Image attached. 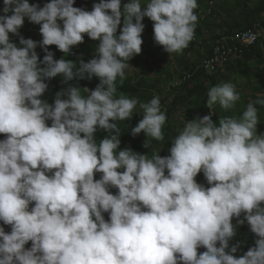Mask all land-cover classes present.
Segmentation results:
<instances>
[{
	"label": "clouds",
	"instance_id": "1",
	"mask_svg": "<svg viewBox=\"0 0 264 264\" xmlns=\"http://www.w3.org/2000/svg\"><path fill=\"white\" fill-rule=\"evenodd\" d=\"M197 7V0H99L86 10L74 0H50L42 7L4 0L0 264H264V134H257L254 107L264 106V98L249 103L239 118H222L219 126L211 114L186 121L166 156L120 149V129L112 122L130 119L137 105L133 97L116 96V80L126 78V62L141 52L144 17L154 22L157 44L189 59L190 41L195 47L201 42L194 36L196 22L204 20ZM25 18L40 25L41 41L11 40ZM218 30L224 37L225 29ZM85 34L99 40L97 55L78 66L54 59L48 50L55 45L69 54ZM38 44L46 53L42 60ZM180 73L192 76L190 69ZM58 75L65 84L93 76L99 81L93 90L83 88L87 95L68 84L50 104L42 99L45 80ZM207 96L210 108L219 103L229 109L240 99L227 82L210 87ZM140 108L142 119L131 134L143 131L162 140L167 117L160 98ZM97 127L115 135L97 143ZM200 172L210 186L197 182ZM245 221L257 238L237 257L236 228Z\"/></svg>",
	"mask_w": 264,
	"mask_h": 264
},
{
	"label": "trees",
	"instance_id": "2",
	"mask_svg": "<svg viewBox=\"0 0 264 264\" xmlns=\"http://www.w3.org/2000/svg\"><path fill=\"white\" fill-rule=\"evenodd\" d=\"M206 1V2H205ZM50 2V0H29L30 4H36L39 6H43L45 3ZM99 2V0H74V6L75 7H82L86 10H91L94 3ZM129 0H122V4L128 3ZM205 2V3H204ZM239 3H243V10L240 12V19L239 20H225L222 21L221 17H217L219 14L218 10V3L216 0H197L198 7L194 9L195 14L198 18H204L203 21L201 19L198 20L195 24V31L194 36H198L203 34V27L206 25L207 27H210L212 22L209 21L212 15H214L215 19L214 22L218 23L217 26L219 28L225 29L223 31V34L226 37L234 36L235 34L242 33L243 31L249 30V29H260L262 30V35L259 37V39L256 41L255 44L250 46H241L242 52H238L235 55H232L229 57V60L225 62L222 65L217 66L216 70L214 72H208L205 68L200 67L198 65V61L191 62L190 59H185L183 62V67L186 69H190V72L192 73V76L184 75L181 73L173 74L172 78L168 81L167 85L169 88L175 89H183L185 90V94L182 96L175 95L172 99L169 106L166 108L167 115L170 116L173 113V108L178 103H183L185 100L193 99L196 104L199 106V111L201 114H211L212 120L219 126L220 120L223 118V115L225 117H228L227 114H231L232 110L224 109L221 106L217 107V104H214L212 108H210L206 102L208 99L207 93L210 87L215 86L217 84H222L223 80L228 79V76H224L228 72L233 73H241L244 74L245 77L249 80H252V76L256 75L258 76L261 73V70H264V24L261 20V13L264 10V0L258 1L250 10L248 9L247 4L245 3V0H238ZM143 3V0H142ZM204 3V4H201ZM210 3V4H209ZM4 7V0H0V14L2 13V9ZM143 7V4L141 5V8ZM211 7V11L208 10V8ZM221 13V12H220ZM142 23L145 25L144 30L142 33H147L150 35L151 38L154 37V31H153V21H151L150 18L144 17ZM211 23V24H208ZM257 23H260L261 26H258ZM123 27V18L121 20V25L118 27V33L120 29ZM40 25L32 23L25 18L23 26L19 29V35H11V40L14 43L19 44L20 36H23L24 38H31L34 41H41L42 35L39 31ZM240 33V34H241ZM221 41V38L218 36L215 38L212 43L209 41L208 43H205L206 46L200 45V49L198 50V55H202L203 58L211 57L212 50L216 46V43H218V40ZM85 40H92L90 37L87 36V34L84 35L83 42H86ZM193 40V39H192ZM82 42V43H83ZM229 44L233 46L236 44L235 41L229 39ZM78 44L76 46H73L69 54H64L62 51H60L55 45L47 46L48 50L53 52L54 59H60L62 57L74 61V63L78 66L79 61L82 55V49L81 44ZM96 43H99L97 41ZM191 46L188 49V52L193 51L195 48V45L193 41H190ZM212 44L209 46V44ZM208 46V47H207ZM163 49V46H162ZM231 50V49H230ZM36 52L38 53L39 59L42 60L43 56L46 54L44 50L37 45ZM175 53V52H173ZM171 53V54H173ZM169 53L167 52V55ZM147 57V55H144V59ZM132 58V57H131ZM129 59L132 60V59ZM85 62L87 60L82 59ZM126 62L127 64L132 63ZM43 66V65H41ZM142 73L136 74V76H131L128 78H125L123 81L120 80L118 77L116 80V96L119 97L121 94L128 98H132L134 96L139 95L141 92H145V86L147 80V68H141ZM173 73V72H172ZM94 78L99 81V78L94 76ZM185 78V80H183ZM255 78V77H254ZM182 80L180 86L174 85L173 83L176 80ZM257 79V78H255ZM63 77L58 75L54 78H50L48 80H45V82L48 84V88L45 91V93L42 96V99H45L48 101V103H53L55 100V94L64 87H67L68 84L71 85H77L83 87V83L81 82V79L74 78L72 81L67 82V84L62 83ZM249 87H252L249 85ZM254 89V88H253ZM255 99L257 100L256 96L253 95ZM164 101L161 100L160 104L163 106ZM135 109V108H134ZM163 111V108H162ZM142 119V112H135L133 110V115L130 119H125L124 121H112L114 123H117L120 132V149H124L125 147L127 149H132L133 151L139 152L141 154H147L149 157H151V153L156 148H160L162 146H169L172 145V138L175 135L174 128L169 126V124H166L162 127L163 130V139L157 140L153 138L151 141L148 142V147H144V141L141 137L143 131H141L139 134L133 136L131 134V129L137 125L139 120ZM47 123L51 124V121H47ZM115 135L114 132H107L105 129L99 128L97 129V134L95 135V138L97 139V143H99V140L103 139L105 136H112ZM5 134L0 133V140L5 139ZM127 141H130L128 146H125V143ZM101 176V173H95L94 178L99 179ZM198 183L203 184L205 187H208L206 178L204 175L197 174L196 178ZM110 191L115 194L118 189L111 188ZM105 219L107 220L108 213H104ZM239 219H243V213L241 214V217ZM237 218L233 217V223L236 224ZM0 226H4L3 222L0 221ZM237 243H239V247L237 250V253L235 254L237 257L242 255L244 252L248 250L249 247L254 246V241L257 238L254 233L251 232L250 226L248 225L247 221H245L242 224H238L237 228ZM241 235V236H239ZM236 243V244H237Z\"/></svg>",
	"mask_w": 264,
	"mask_h": 264
},
{
	"label": "rangeland",
	"instance_id": "3",
	"mask_svg": "<svg viewBox=\"0 0 264 264\" xmlns=\"http://www.w3.org/2000/svg\"><path fill=\"white\" fill-rule=\"evenodd\" d=\"M218 3V10L220 15H217L218 19L221 17L222 21L225 20H239L240 19V12L243 10V3H239L238 0H216ZM260 0H245V3L248 6L247 10H250L256 3H258ZM143 2H146V0H143ZM206 2V1H205ZM204 2V3H205ZM201 3V4H204ZM146 7V4H143V8ZM261 20L264 24V10L261 13ZM215 16L212 15L209 21L212 22L208 23L211 24L210 27H207L206 25L203 27V34H201V42L200 44L193 49L191 52H187V56L191 60V62L200 61L203 56L198 55V49L202 46H206L205 43H208L209 41L212 43V41L218 37L219 33L221 32L218 30V23L214 22ZM222 29V28H219ZM86 42H83L81 44L82 49V55L81 58L85 60H90L94 57V55H97L95 52V49L97 48L99 43H96L99 40H85ZM209 44L211 46L212 44ZM208 47V46H207ZM144 55H147V57L144 59ZM130 60L132 63L127 64L128 66L125 68V76L126 78L131 76H136V74H141L142 70L141 68L146 67L147 68V82L145 92H141L139 95L134 96L132 99L137 100V105L135 107V112H142L143 110L140 108L141 103L149 102L154 96H158L160 98V101H164L163 108H167L169 104L171 103L172 99L175 95L182 96L185 94V90L183 87L181 89H175L169 88L167 83L172 78L173 74L180 73L183 69V62L185 60V57L183 54L179 53H173L168 54L167 51L162 49V46L157 44L154 41V37L151 38L149 34L142 33V45H141V52L139 54H135L132 56ZM129 61V62H130ZM173 72V73H172ZM224 76H228V79H224L223 83H232L235 85L236 91L240 93V99L234 104L233 107L230 109L232 110L231 114L226 115L233 118H239L242 116V113L244 110H246V107L249 103H253L256 101V98H264V70H261V73L256 76H252V80H249L245 77L244 74L241 73H233L228 72ZM257 79H255V78ZM132 78V77H131ZM137 79V76H136ZM48 80V79H47ZM81 82L83 83V87H81L80 92L81 95H87V93L84 91L83 88H88L89 90L95 89V87L98 85L97 80L94 78V76L91 79L84 78L81 79ZM97 82V84H96ZM252 86V87H249ZM254 88V89H253ZM218 108L220 105L219 103H216ZM254 107L257 108V115H258V123H257V134H264V106L260 104H255ZM162 110V106H161ZM166 114V121L163 126L166 124H169V126L174 128L175 135H178V133L184 128L185 122L188 120L193 119L196 116H204L209 115L208 113L201 114L199 111V106L194 102L193 99L185 100L183 103H178L177 107L175 106L173 108V113L168 116L167 112L163 110ZM223 115V118H225V115ZM162 126V127H163ZM99 129V127H97ZM97 131V130H96ZM163 134V130H162ZM142 139L147 144L148 141H151L153 138L150 136H146L145 133H142ZM130 141H127L125 144L129 143ZM170 147L169 146H162L158 150H154V152H159L158 154L160 156H166L169 155ZM203 172H200L201 174ZM9 228H11L10 225H5L4 229L6 232H9ZM26 248L31 247V241H29L26 245Z\"/></svg>",
	"mask_w": 264,
	"mask_h": 264
},
{
	"label": "built area",
	"instance_id": "4",
	"mask_svg": "<svg viewBox=\"0 0 264 264\" xmlns=\"http://www.w3.org/2000/svg\"><path fill=\"white\" fill-rule=\"evenodd\" d=\"M241 33V32H240ZM235 34L233 38H238L239 42H241V46H250L252 44H255L257 41V29H249L246 31H243L241 34ZM242 52L241 49H235L230 51H223L221 48H215L213 55L211 57L205 58L202 62L203 67L210 70H215V68L218 66L219 63H225V57L226 55H230L231 53H238ZM185 80V78H183ZM181 80H177L176 83H180Z\"/></svg>",
	"mask_w": 264,
	"mask_h": 264
},
{
	"label": "bare ground",
	"instance_id": "5",
	"mask_svg": "<svg viewBox=\"0 0 264 264\" xmlns=\"http://www.w3.org/2000/svg\"><path fill=\"white\" fill-rule=\"evenodd\" d=\"M209 4H210V3H209ZM208 10L211 11V7H209ZM257 25H258V26H261L260 23H257ZM261 35H262V30L257 29V40L259 39V37H260ZM229 39L235 41L236 44H234L233 46H231V45L229 44V42H228ZM252 45H253V44H252ZM215 48H221V50H223V51H230V49H231V50L241 49V42H239L238 38H233V36H231V37H226V36H224V37L221 38V41H219V42L217 43V46H216ZM235 54H237V53H231L230 55H226V57H225V62H227V61L229 60V57H231L232 55H235ZM222 64H224V63H219L218 66H219V65H222ZM216 68H217V67H216ZM216 68H215V69H216ZM176 81H177V80H176Z\"/></svg>",
	"mask_w": 264,
	"mask_h": 264
}]
</instances>
